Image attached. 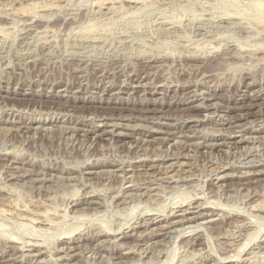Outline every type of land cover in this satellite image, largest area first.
I'll return each mask as SVG.
<instances>
[{"label":"rangeland","instance_id":"374dc122","mask_svg":"<svg viewBox=\"0 0 264 264\" xmlns=\"http://www.w3.org/2000/svg\"><path fill=\"white\" fill-rule=\"evenodd\" d=\"M263 253L264 0H0V264Z\"/></svg>","mask_w":264,"mask_h":264},{"label":"bare ground","instance_id":"6f19581e","mask_svg":"<svg viewBox=\"0 0 264 264\" xmlns=\"http://www.w3.org/2000/svg\"><path fill=\"white\" fill-rule=\"evenodd\" d=\"M166 86H167V85H166ZM248 93H249V92H248ZM19 94H20V93H19ZM250 94H251V93H250ZM24 96H25V95H24ZM212 98H213V97H212ZM214 98H215V97H214ZM217 98H218V97H217ZM206 99H207V98H206ZM108 101H109V100H108ZM151 101H152V100H151ZM154 105H155V104H154ZM213 105H214V104H213ZM237 106H238V105H237ZM129 109H130V108H129ZM193 109H194V108H193ZM149 111H150V110H149ZM162 111H163V110H162ZM142 112H143V111H142ZM227 112H228V111H227ZM165 113H166V112H165ZM144 115H145V114H144ZM126 116H127V115H126ZM164 116H165V115H164ZM244 116H245V115H244ZM152 117H153V116H152ZM170 117H171V116H170ZM223 117H224V116H223ZM223 117H222V118H223ZM198 118H199V116H198ZM138 119H139V118H138ZM235 119H236V118H235ZM188 120H189V119H188ZM252 120H253V119H252ZM51 121H52V120H51ZM70 122H71V121H70ZM151 122H152V121H151ZM100 123H101V122H100ZM230 123H231V122H230ZM103 124H104V122H103ZM154 124H155V123H154ZM166 124H167V123H166ZM244 126H246V125H244ZM249 126H250V125H249ZM73 128H74V127H73ZM73 128H72V129H73ZM258 128H259V127H258ZM236 131H237V130H236ZM163 134H164V133H163ZM167 134H168V133H167ZM182 134H183V133H182ZM230 136H231V135H230ZM233 136H234V135H233ZM173 137H174V136H173ZM176 137H177V136H176ZM227 137H228V136H227ZM254 137H255V136H254ZM165 138H166V137H165ZM170 139H171V138H170ZM168 140H169V139H168ZM172 140H173V139H172ZM220 143H221V142H220ZM213 144H214V143H213ZM202 145H203V144H202ZM204 145H205V144H204ZM221 145H222V144H221ZM171 163H172V162H171ZM166 164H167V163H166ZM185 165H186V164H185ZM252 165H253V164H252ZM252 165H251V166H252ZM140 166H141V165H140ZM163 166H164V165H163ZM181 166H182V165H181ZM248 166H249V165H248ZM243 167H244V166H243ZM262 170H263V169H262ZM132 171H133V170H132ZM178 171H179V170H178ZM248 171H249V170H248ZM113 172H114V171H113ZM90 173H91V172H90ZM157 173H158V172H157ZM255 173H256V172H255ZM171 174H172V173H171ZM171 174H170V175H171ZM221 176H222V175H221ZM258 176H259V175H258ZM223 177H224V176H223ZM11 178H12V177H11ZM36 179H37V178H36ZM172 179H173V178H172ZM172 179H171V180H172ZM163 180H164V179H163ZM217 180H218V179H217ZM153 190H154V189H153ZM85 202H86V201H85ZM98 203H99V202H98ZM99 205H100V204H99ZM205 205H206V204H205ZM202 207H203V206H202ZM89 208H90V207H89ZM183 210H184V209H183ZM187 211H188V210H187ZM215 213H216V212H215ZM176 217H177V216H176ZM190 217H191V216H190ZM217 217H218V216H217ZM208 220H209V219H208ZM153 221H154V220H153ZM186 221H187V220H186ZM193 221H194V220H193ZM155 223H156V222H155ZM150 224H151V223H150ZM197 224H198V223H197ZM183 225H184V224H183ZM183 225H182V226H183ZM158 226H159V225H158ZM195 226H196V225H195ZM199 227H201V226H199ZM204 227H205V226H204ZM154 228H155V227H154ZM176 228H177V227H176ZM161 230H162V229H161ZM185 230H187V228H186ZM147 231H148V230H147ZM140 234H141V233H140ZM140 236H141V235H140ZM104 240H105V239H104ZM241 246H242V245H241ZM66 247H67V246H66ZM78 247H80V246H78ZM99 247H100V246H99ZM243 247H245V246H243ZM20 248H21V247H20ZM27 248H28V247H27ZM41 253H42V252H41ZM67 253H68V252H67ZM260 253H261V252H260ZM28 254H29V253H28ZM72 254H73V253H72ZM263 254H264V253H263ZM29 255H30V254H29ZM29 255H28V256H29ZM261 255H262V254H261ZM261 255H260V256H261ZM19 256H20V255H19ZM75 256H76V255H75ZM253 256H254V254H253ZM30 257H31V256H30ZM49 257L51 258V256H49ZM58 257H59V256H58ZM52 258H53V257H52ZM59 258H60V257H59ZM59 258H58V259H59ZM237 258L239 259V257H237ZM262 258H263V257H262ZM37 259H38V258H37ZM43 259H44V258H43ZM68 259H69V258H68ZM263 259H264V258H263ZM263 259H262V260H263ZM49 260H50V259H49ZM246 261H247V260H246ZM16 262H17V261H16ZM117 263H118V262H117Z\"/></svg>","mask_w":264,"mask_h":264}]
</instances>
